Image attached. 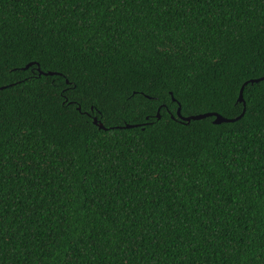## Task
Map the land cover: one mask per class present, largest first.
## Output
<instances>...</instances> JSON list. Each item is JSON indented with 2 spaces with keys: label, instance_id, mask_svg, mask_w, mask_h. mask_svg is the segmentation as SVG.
Listing matches in <instances>:
<instances>
[{
  "label": "trees",
  "instance_id": "trees-1",
  "mask_svg": "<svg viewBox=\"0 0 264 264\" xmlns=\"http://www.w3.org/2000/svg\"><path fill=\"white\" fill-rule=\"evenodd\" d=\"M262 76L264 0H0V264H264V120L146 99Z\"/></svg>",
  "mask_w": 264,
  "mask_h": 264
},
{
  "label": "snow or ice",
  "instance_id": "snow-or-ice-1",
  "mask_svg": "<svg viewBox=\"0 0 264 264\" xmlns=\"http://www.w3.org/2000/svg\"><path fill=\"white\" fill-rule=\"evenodd\" d=\"M26 64L29 67L31 66V62H26ZM24 70L27 69L25 68ZM36 71H41L39 63L36 64ZM36 79H39V76H36ZM64 80L65 82H67L66 76L64 77ZM239 85V87H236V92L240 97H243L245 81H239ZM75 91V84H71L68 85L60 94L61 98L65 101L68 106H71L73 103H75L74 97H72L71 99L69 98L70 94ZM167 95L170 97L172 96L170 90L167 91ZM146 99L153 102L159 100V104L157 105L156 110L153 113L157 121L161 119L160 109H165L166 116L174 121H176V118L180 117L181 115L179 108H177L175 112L167 111V101H165L156 94L147 96ZM174 99L175 98L173 97V101ZM188 105L190 107H202V111L190 114L197 121V123L192 126L193 129H215L221 123L222 118L225 122L238 125L239 127H243L244 124L247 123V119L245 118L246 115L247 118H259L261 120H264V111H260L257 116V114L253 112L254 106L248 104H244L241 110L235 112V114L233 115L232 113L235 110L236 101L232 99L230 90L227 92L217 93V91L213 89L207 95L193 94L190 98H188ZM76 111L79 113V117L82 118L77 119L78 124H83L87 126L89 119L95 120V117L91 115L87 108L81 111L79 105L77 104ZM146 119H151V117H146ZM148 126L151 127L150 124ZM185 127L187 128L188 125L186 124ZM0 235H2V232H0Z\"/></svg>",
  "mask_w": 264,
  "mask_h": 264
},
{
  "label": "water",
  "instance_id": "water-1",
  "mask_svg": "<svg viewBox=\"0 0 264 264\" xmlns=\"http://www.w3.org/2000/svg\"><path fill=\"white\" fill-rule=\"evenodd\" d=\"M31 66H32V64H31ZM28 67H29V66L26 65V66L23 68V70H24L25 68L27 69ZM45 75H54V74H52L51 72H49V73H47V74H45ZM262 80H264V76H262V77H260V78H257V79H251V80L245 82V85L248 84V83H249V84L257 83V82L262 81ZM237 101L240 102V103H242L243 106H244L243 98L240 97L239 95H238V100H237ZM178 108H179V110H180V107H179V106H178ZM177 118H178L179 121L182 122V123H189L191 120H195L192 116H189V117H182V116L180 115V117H177ZM92 122H93V124H94L95 126H97V128H99V129H101V130H105L104 127L102 126V124H101L100 122H98L96 118H95V120H92ZM221 123H227V122H225L224 119L222 118V119H221ZM221 123H220V124H221ZM125 127H126V128H131V127H133V126H131V125H127V126H125Z\"/></svg>",
  "mask_w": 264,
  "mask_h": 264
}]
</instances>
